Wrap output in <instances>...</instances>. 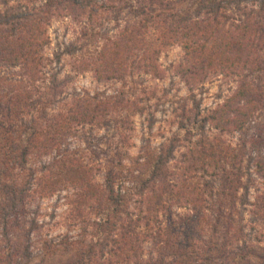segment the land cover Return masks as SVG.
<instances>
[{"label": "trees", "instance_id": "trees-1", "mask_svg": "<svg viewBox=\"0 0 264 264\" xmlns=\"http://www.w3.org/2000/svg\"><path fill=\"white\" fill-rule=\"evenodd\" d=\"M135 1L133 21L114 36L102 31L111 8ZM68 18L81 26L78 42L63 53L75 59V71L126 87L131 79L127 90L107 99L66 91L68 80L53 71L62 55H50L49 33L53 21ZM175 46L183 51L176 69L188 91L185 105L171 112L178 132L161 149L143 148L129 168L118 150L132 147L138 116L154 129L156 92L147 84L164 79L161 55ZM211 79L236 87L203 116L197 93ZM58 98L62 111L51 115ZM263 109L264 0H0V264H31L39 229L27 219L38 174L31 159L59 148L74 123L85 134L112 128L118 150L104 169L99 234L68 264H264L259 248L242 238L246 216L264 226L263 137L247 141L244 134ZM236 133L240 149L258 152L247 165L226 139ZM89 168L79 167L81 186ZM44 171L42 188L54 176L52 165ZM134 173L139 177L129 181ZM73 241L62 244L65 253Z\"/></svg>", "mask_w": 264, "mask_h": 264}, {"label": "rangeland", "instance_id": "rangeland-1", "mask_svg": "<svg viewBox=\"0 0 264 264\" xmlns=\"http://www.w3.org/2000/svg\"><path fill=\"white\" fill-rule=\"evenodd\" d=\"M245 5H250L249 1ZM137 7V1L132 6L123 7L121 9L111 8L109 12V21L104 23L103 32H110L114 36L118 31V26H124L129 21L135 19L133 7ZM240 9H236L239 11ZM81 26L76 24L72 18L53 21L50 30L52 46L49 50L50 55L61 54V63L55 62L53 71L59 75L62 80H68L66 91L70 94L77 92L78 94L88 93L91 96L100 95L101 98L107 99L114 97L117 92L128 89L131 79L128 80L127 87L122 82H100L94 73L81 74L77 73L74 68L75 59L63 55L66 47L78 42L80 37ZM153 35V38L156 35ZM101 42H99L100 44ZM98 44V45H99ZM97 45V44H96ZM183 51L180 47L175 46L168 48L161 55L160 65L164 73V79L160 81H149L147 86L151 87L150 91L156 92V98L153 102L156 105V125L153 130L147 128L145 118H136V131L132 134L130 141L132 147L129 149L118 150V140L114 138L116 133L113 129L103 131H95L90 134L81 131L78 123L72 125V136L63 140L61 146L55 149L48 156L37 155L31 159V168L38 172L33 179H37L31 183L33 185L31 198L28 200L27 219L37 220L39 229L32 236L33 240V260L31 264H68L74 262L78 250L84 249L87 244L99 234L98 223L105 219V212L101 211L100 204L104 201L102 190L104 186V169L106 165L112 161L111 157L120 152L126 159L127 167H132L135 159L140 155L143 148L161 149L162 145L169 142V139L178 132L177 127L172 126L173 109L181 108L188 99V91L182 80L177 75V66L182 60ZM138 81V80H137ZM236 84L227 82L226 79H211L204 88L197 93V100L200 103L202 115H208L212 110L218 108L235 90ZM190 105V104H189ZM62 101L57 100L56 105L50 112L51 115L58 114L63 108ZM192 108V105H190ZM253 121L247 125L245 139L249 141L251 138L258 136L263 137L264 143V109L256 113ZM235 147H239L238 151L245 155L244 161L247 165L248 158L258 157V152L248 147L246 150L240 149L242 145L241 135L226 136ZM249 139V140H248ZM264 147V146H263ZM264 154V148H263ZM128 157V158H127ZM90 167L91 178L88 184L81 186L84 179L82 172L79 170L81 164ZM52 165L54 176L51 185L50 179L46 187H41L46 173L39 174L43 166ZM256 168H252L256 185L260 186L259 178L255 174ZM139 177L138 173L131 175L129 181H135ZM134 190L133 183L126 184ZM124 184L123 187H126ZM254 195L252 196V198ZM83 206L80 210L77 207ZM82 213V218H77V212ZM79 212V213H80ZM246 225L244 229L245 239L250 246L259 248V261L264 263V242L259 243L258 239L264 241L261 233H264V226L260 224V220L256 217L246 216ZM86 227L87 232H83ZM257 232H254V231ZM73 241L76 244L70 245L69 251L65 253L64 243ZM240 245H242L240 243ZM50 246L54 247L50 251ZM66 246V245H65ZM5 248L4 237L0 230V249ZM7 249V248H6ZM56 252V255L50 256V253ZM263 258V259H262ZM45 260L46 262H42ZM257 262V261H256ZM261 262V263H262ZM258 263V262H257Z\"/></svg>", "mask_w": 264, "mask_h": 264}]
</instances>
